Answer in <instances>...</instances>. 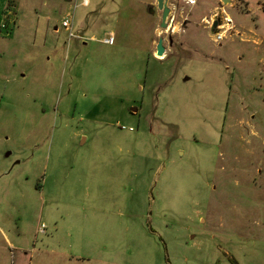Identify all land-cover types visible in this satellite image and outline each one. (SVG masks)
Masks as SVG:
<instances>
[{
	"label": "rangeland",
	"instance_id": "1",
	"mask_svg": "<svg viewBox=\"0 0 264 264\" xmlns=\"http://www.w3.org/2000/svg\"><path fill=\"white\" fill-rule=\"evenodd\" d=\"M165 4L0 0V264H264V0Z\"/></svg>",
	"mask_w": 264,
	"mask_h": 264
},
{
	"label": "water",
	"instance_id": "2",
	"mask_svg": "<svg viewBox=\"0 0 264 264\" xmlns=\"http://www.w3.org/2000/svg\"><path fill=\"white\" fill-rule=\"evenodd\" d=\"M157 2V8L161 10V19L159 23V27L162 29H165L167 27V19L169 16V8L165 4V0H156ZM215 23L213 24V28L215 27ZM156 54L158 56H161L164 54V46H163V39L160 37L158 39L157 45H156ZM131 112H135L136 108H131Z\"/></svg>",
	"mask_w": 264,
	"mask_h": 264
},
{
	"label": "built area",
	"instance_id": "3",
	"mask_svg": "<svg viewBox=\"0 0 264 264\" xmlns=\"http://www.w3.org/2000/svg\"><path fill=\"white\" fill-rule=\"evenodd\" d=\"M68 23H69V20H64L63 22H62V26L63 27H67L68 26ZM221 37V34H217V38H220ZM105 42L106 43H111L112 42V38L111 37H108L107 39H105Z\"/></svg>",
	"mask_w": 264,
	"mask_h": 264
},
{
	"label": "flooded vegetation",
	"instance_id": "4",
	"mask_svg": "<svg viewBox=\"0 0 264 264\" xmlns=\"http://www.w3.org/2000/svg\"><path fill=\"white\" fill-rule=\"evenodd\" d=\"M168 43L171 44V38L170 37H168Z\"/></svg>",
	"mask_w": 264,
	"mask_h": 264
},
{
	"label": "bare ground",
	"instance_id": "5",
	"mask_svg": "<svg viewBox=\"0 0 264 264\" xmlns=\"http://www.w3.org/2000/svg\"><path fill=\"white\" fill-rule=\"evenodd\" d=\"M226 21H229V19L228 18H226ZM159 58V57H158Z\"/></svg>",
	"mask_w": 264,
	"mask_h": 264
},
{
	"label": "crops",
	"instance_id": "6",
	"mask_svg": "<svg viewBox=\"0 0 264 264\" xmlns=\"http://www.w3.org/2000/svg\"><path fill=\"white\" fill-rule=\"evenodd\" d=\"M7 1V0H6ZM56 27H54V30H55ZM84 139V138H83Z\"/></svg>",
	"mask_w": 264,
	"mask_h": 264
}]
</instances>
